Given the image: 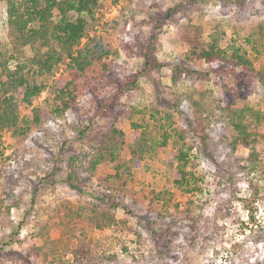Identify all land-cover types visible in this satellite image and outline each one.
I'll use <instances>...</instances> for the list:
<instances>
[{"label":"rangeland","instance_id":"374dc122","mask_svg":"<svg viewBox=\"0 0 264 264\" xmlns=\"http://www.w3.org/2000/svg\"><path fill=\"white\" fill-rule=\"evenodd\" d=\"M175 6L156 31L160 69L131 85L143 65L140 46L154 25L151 16ZM6 20L2 1V45L9 41ZM259 25L264 26V0H99L79 48L100 46L108 55L86 70L72 92L73 105L40 129L33 127L23 140L3 133L4 156L13 158L0 159L5 172L0 264H72L78 228L117 257L110 264H264V31ZM213 35L224 59L190 58L188 39L206 48ZM24 53L32 55L28 47ZM67 65L65 60L37 78L44 89L32 106L20 103V117H30L33 107L59 106L53 89L70 81ZM239 115L257 140L254 170L244 162L248 150L232 145ZM132 120L144 126L153 149L132 161L130 177L116 182L115 166L129 162V146L140 135ZM111 130L122 141L114 152L117 162L106 157L93 174L86 173L87 158L103 151L101 142ZM178 150L189 155L194 193L174 186ZM72 167L82 193L66 184ZM101 195L117 204L113 214L121 223L97 230L85 215Z\"/></svg>","mask_w":264,"mask_h":264},{"label":"trees","instance_id":"16d2710c","mask_svg":"<svg viewBox=\"0 0 264 264\" xmlns=\"http://www.w3.org/2000/svg\"><path fill=\"white\" fill-rule=\"evenodd\" d=\"M2 1L6 3L9 41L6 45L0 44V159L3 157V160L10 162L13 158L12 154L4 156L3 133L8 132L12 138L23 140L33 127L40 129L47 121L60 117L73 105L72 92L77 88L78 83L85 80L86 70L95 60L99 61L102 56L108 55V50L100 46H95L94 49L79 48L88 25L94 20L99 0H0ZM178 7L170 8L157 17L151 16L154 25L147 42L140 46L143 65L140 71L132 76L131 85L135 84L141 75L160 69L161 66L154 55L156 31L163 27L165 21L172 17ZM54 11H57L56 16ZM259 28L264 31L263 25H259ZM188 43L191 45L190 58L206 61L224 59L225 52L219 48L216 35L212 36L211 43L207 44L206 48L193 40L188 39ZM26 47L32 52L30 57L24 53ZM235 58L239 63H244L243 58L238 56ZM65 60L68 63L71 79L65 84L56 85L53 89L54 104L59 106L51 111L33 107L30 117H20V103L32 106L33 100L44 89V85L38 83L37 78L52 74ZM12 61L13 66L10 64ZM126 87L128 86L120 88L116 96L123 93ZM155 112L158 113L157 110ZM150 117L152 121H155L154 116ZM239 117L240 115L232 126L236 132L232 145L248 150L244 162L254 170L259 159L255 148L257 140H255V133L238 120ZM131 127L134 130H140V135L129 146L131 156L129 162H118L115 166L112 179L116 182L121 181L123 176L130 177L132 161L140 159L153 149L144 126L132 120ZM119 135L121 136L120 133ZM117 136L116 130H111L104 136L101 144L105 147H102L103 151L98 153V156L87 158L84 168L86 173L93 174L106 157L112 162H117L114 152L122 143V141L118 142ZM163 136L161 145L165 146L168 135ZM234 150L236 151L235 148ZM106 151H109L110 156H105ZM172 163H176L174 186L187 194L197 191L198 188L194 186V173L187 171L188 153L178 150ZM55 173L56 170L51 171V174ZM4 175L5 172L0 170V177ZM79 177V172L72 167L66 184L72 191L82 193L81 188L76 184ZM125 183L126 180H123L122 185ZM116 207L117 204L112 198L101 195L88 210L85 218L97 230L111 228L121 223L113 214ZM74 239V247L70 249L72 264H110L117 261V257L110 254L102 243L95 242L87 236L85 228H78Z\"/></svg>","mask_w":264,"mask_h":264}]
</instances>
